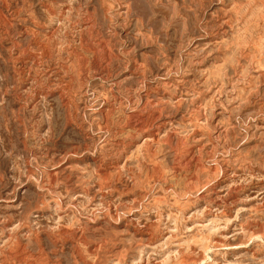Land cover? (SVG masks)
Instances as JSON below:
<instances>
[{
    "label": "rangeland",
    "instance_id": "obj_1",
    "mask_svg": "<svg viewBox=\"0 0 264 264\" xmlns=\"http://www.w3.org/2000/svg\"><path fill=\"white\" fill-rule=\"evenodd\" d=\"M0 264H264V0H0Z\"/></svg>",
    "mask_w": 264,
    "mask_h": 264
}]
</instances>
